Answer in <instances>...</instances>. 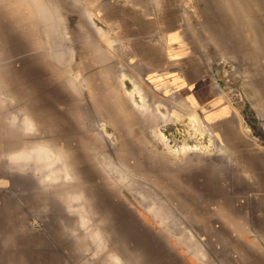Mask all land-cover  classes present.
I'll use <instances>...</instances> for the list:
<instances>
[{"label": "rangeland", "instance_id": "obj_1", "mask_svg": "<svg viewBox=\"0 0 264 264\" xmlns=\"http://www.w3.org/2000/svg\"><path fill=\"white\" fill-rule=\"evenodd\" d=\"M117 1L0 0V143L29 146L13 153L16 165L0 160V188L16 204L13 253L45 264H212L228 232L218 222L238 203L222 141L264 151V0H132L140 12H177L173 44L197 54L216 100L204 106L160 93L127 61L102 19ZM223 102L239 115L234 129L215 123ZM41 147L49 159L26 157Z\"/></svg>", "mask_w": 264, "mask_h": 264}, {"label": "crops", "instance_id": "obj_2", "mask_svg": "<svg viewBox=\"0 0 264 264\" xmlns=\"http://www.w3.org/2000/svg\"><path fill=\"white\" fill-rule=\"evenodd\" d=\"M107 4L102 11V19L122 46L127 61L139 71L142 70L145 77L151 76V83L160 93L177 94L191 106H204L216 101L206 89L197 54L190 48L185 49L183 44L180 47L173 44L176 42L174 38L182 34L175 25V21H178L177 12L172 15L173 18L169 14L158 16L156 12H140L136 1L132 0ZM160 38L167 43L166 46L159 44ZM71 96L76 100L75 94ZM211 112L221 129H234L239 123V115L232 110L231 104L229 106L223 102V105L212 108ZM240 116L246 125L249 121L247 115ZM22 126L27 131L31 128L27 119L22 121ZM34 130H38L37 125H34ZM226 132H223L224 137L234 139V130ZM235 138L228 142L224 138L222 142L230 153V195L238 203L230 206L228 222H218L222 226L228 225L227 238L216 242L214 256L208 257L212 264H264V151H260L250 141ZM13 147L15 151L11 150ZM28 147L23 137L14 142L0 143V160L16 165L18 159L12 160V157L17 156L13 153L23 152ZM31 155L38 161L50 158L45 147L34 149L26 157ZM1 174L0 185H6L7 179L4 173ZM12 195V189L0 188V264H45V256L13 253L12 220L13 205L16 204ZM71 196L75 198L72 201L68 199L69 206L77 202L76 196ZM197 257L198 261L206 260L204 256ZM84 259V264H141L136 256H85Z\"/></svg>", "mask_w": 264, "mask_h": 264}, {"label": "water", "instance_id": "obj_3", "mask_svg": "<svg viewBox=\"0 0 264 264\" xmlns=\"http://www.w3.org/2000/svg\"><path fill=\"white\" fill-rule=\"evenodd\" d=\"M218 79L221 80L220 78H218ZM222 82H223L224 85L226 84L225 80H223ZM224 92L227 95V97L229 98V100L232 101V102H234L235 99H234V96L233 95L236 94V92L233 91V93H229L227 88L224 89Z\"/></svg>", "mask_w": 264, "mask_h": 264}, {"label": "bare ground", "instance_id": "obj_4", "mask_svg": "<svg viewBox=\"0 0 264 264\" xmlns=\"http://www.w3.org/2000/svg\"><path fill=\"white\" fill-rule=\"evenodd\" d=\"M57 43H58V42H57ZM26 122H27V121H26ZM24 124H25V123H24ZM24 124H23V125H24ZM27 126H28V125H27ZM25 127H26V126H25ZM157 213H159V212H157Z\"/></svg>", "mask_w": 264, "mask_h": 264}]
</instances>
